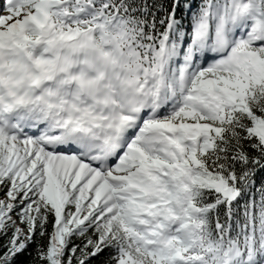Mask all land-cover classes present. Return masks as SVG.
Returning a JSON list of instances; mask_svg holds the SVG:
<instances>
[{"label": "snow or ice", "instance_id": "obj_1", "mask_svg": "<svg viewBox=\"0 0 264 264\" xmlns=\"http://www.w3.org/2000/svg\"><path fill=\"white\" fill-rule=\"evenodd\" d=\"M0 264H264V0H0Z\"/></svg>", "mask_w": 264, "mask_h": 264}]
</instances>
